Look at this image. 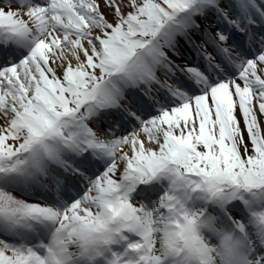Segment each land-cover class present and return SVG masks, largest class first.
I'll use <instances>...</instances> for the list:
<instances>
[{
  "label": "snow or ice",
  "instance_id": "1",
  "mask_svg": "<svg viewBox=\"0 0 264 264\" xmlns=\"http://www.w3.org/2000/svg\"><path fill=\"white\" fill-rule=\"evenodd\" d=\"M0 264H264V0H0Z\"/></svg>",
  "mask_w": 264,
  "mask_h": 264
}]
</instances>
